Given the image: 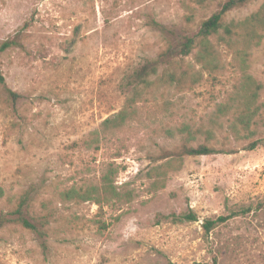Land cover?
<instances>
[{"label":"rangeland","instance_id":"1","mask_svg":"<svg viewBox=\"0 0 264 264\" xmlns=\"http://www.w3.org/2000/svg\"><path fill=\"white\" fill-rule=\"evenodd\" d=\"M226 1L0 0V44H20L0 51V75L19 96L10 99L0 84V212L12 211L8 197L33 188L28 216L52 213L43 238L15 222L0 228V264H264V146L245 149L264 138V32L247 48L245 69L239 29L211 39L210 59L198 60L200 48L177 58L181 80L161 70L144 87L133 80ZM263 3L250 0L224 21L241 24ZM243 75L259 85V134L236 139L229 125ZM109 118L100 149L87 150L83 140ZM184 137L236 152L162 159ZM108 167L126 200L56 196L101 188ZM189 210L197 221L161 217ZM231 213L205 232L206 220Z\"/></svg>","mask_w":264,"mask_h":264},{"label":"trees","instance_id":"2","mask_svg":"<svg viewBox=\"0 0 264 264\" xmlns=\"http://www.w3.org/2000/svg\"><path fill=\"white\" fill-rule=\"evenodd\" d=\"M250 0H228L222 4L220 10L213 13L209 18L202 21L199 24L198 30L194 36H184L182 39L177 40L174 46L169 47L162 52L157 59L148 61L141 66L134 74L133 80H135V87H144L142 85L147 84V80L156 75L160 70L168 80L171 82L178 81L181 78L176 74V67L179 65L177 58H184L191 55L197 48H200V52L197 53L198 60L200 62L210 59L212 57V41L215 36H219L223 41L232 39V37L240 29L244 32V47L238 50V57L245 69L244 57L247 55V48L258 45L262 39V33L264 32V3L253 15L244 20L241 24L226 23L224 21L225 15L235 8L242 7ZM264 1V0H263ZM156 29L162 34H171L165 26L153 22ZM20 44L16 38L6 40L0 44V51H5L13 47H18ZM0 84L4 87L6 94L10 99L16 100L19 96L9 90L6 87L3 77L0 75ZM136 88H133L136 90ZM258 89L259 85L253 80L250 75H243L240 79V87L238 89L239 109L234 115L230 125L229 133L236 139L241 137L254 138L259 134V125L256 121V114L258 112ZM123 112H121L116 119H121ZM115 119L109 118L101 124V130H95L83 140V146L87 150L98 151L100 149V139L104 136L105 128L112 123ZM244 134V135H242ZM259 146H264V138H259L250 142L245 149L253 150ZM235 150L226 148H215L209 146L207 143H198L192 145L191 141L184 137L178 148L173 152H163V157L176 156L182 159L184 156H207L217 154H232ZM109 168V167H108ZM162 168L155 169V177L160 181L162 179ZM115 174L112 168H109L107 172L102 173L101 176V188L86 187L83 188H67L56 192V196L61 201L77 200V201H97L110 203L109 201L115 200L112 203H119L126 200L129 197V192L121 193L115 188L113 183L115 182ZM33 188L25 191L18 197L8 199L12 203V211L8 213L0 212V228L8 223H17L23 228L33 231L40 238L46 237L45 230L51 223L52 213L47 212L41 216L30 217L27 214L28 207L32 201ZM5 197V192L0 188V200ZM46 209V204L43 205ZM235 213H231L227 216H220L216 219H208L204 222L203 228L206 233H209L215 227L220 224L226 223L234 216ZM163 219L170 220L172 223H186L195 222L197 217L192 210L184 213H174L161 216ZM42 247L46 248V244L42 243ZM216 263V258H214Z\"/></svg>","mask_w":264,"mask_h":264}]
</instances>
